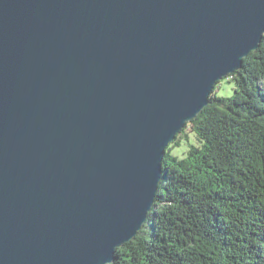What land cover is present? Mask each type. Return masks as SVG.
Listing matches in <instances>:
<instances>
[{
    "label": "water",
    "instance_id": "95a60500",
    "mask_svg": "<svg viewBox=\"0 0 264 264\" xmlns=\"http://www.w3.org/2000/svg\"><path fill=\"white\" fill-rule=\"evenodd\" d=\"M263 34L264 0H0V264L112 263Z\"/></svg>",
    "mask_w": 264,
    "mask_h": 264
},
{
    "label": "trees",
    "instance_id": "16d2710c",
    "mask_svg": "<svg viewBox=\"0 0 264 264\" xmlns=\"http://www.w3.org/2000/svg\"><path fill=\"white\" fill-rule=\"evenodd\" d=\"M208 100L165 147L153 206L109 264H264V34ZM187 128L197 144L173 155Z\"/></svg>",
    "mask_w": 264,
    "mask_h": 264
},
{
    "label": "rangeland",
    "instance_id": "374dc122",
    "mask_svg": "<svg viewBox=\"0 0 264 264\" xmlns=\"http://www.w3.org/2000/svg\"><path fill=\"white\" fill-rule=\"evenodd\" d=\"M231 89H232V84H230L229 79L226 78L216 85L215 94L219 96L221 95L227 96L231 94ZM185 134L187 135L186 137L182 136L179 139V146H172L171 152L173 155L182 157L188 149L187 146L188 143L197 144V140H196L197 138L194 132L190 131L189 128H187L185 130Z\"/></svg>",
    "mask_w": 264,
    "mask_h": 264
}]
</instances>
